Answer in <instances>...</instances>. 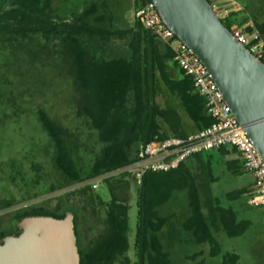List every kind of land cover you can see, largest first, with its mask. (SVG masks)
Wrapping results in <instances>:
<instances>
[{
	"label": "trees",
	"instance_id": "trees-1",
	"mask_svg": "<svg viewBox=\"0 0 264 264\" xmlns=\"http://www.w3.org/2000/svg\"><path fill=\"white\" fill-rule=\"evenodd\" d=\"M77 1L14 0L8 8L0 9V51L4 48L30 54L32 49L23 43L40 37L51 42L74 82L77 116L98 132L103 147L90 167L82 170L73 128L55 121L44 110L38 111L54 142L57 168L69 186L131 165L140 146L156 137L185 139L213 123L205 100L164 41L137 19L133 26L122 25L117 0H89L84 6V0ZM148 2L151 0H134L135 11ZM253 18L264 37V21ZM235 22L243 24L238 12H232L225 24L230 28ZM44 49L42 53L46 54ZM42 53L36 59L41 63L38 59ZM52 53L56 51L49 49ZM184 113L190 122L184 120ZM216 151L219 159L212 151L200 152L176 169L144 174L137 184L134 252L130 191L136 181L129 173L106 178L102 184L108 187L111 198L103 203L105 227L92 238L89 233L94 226H85L84 244L78 240L80 264H173L171 248L184 241L209 248L210 257L222 258L220 264H241L238 253L224 249L219 234L243 236L251 222L239 220L237 211L214 194L213 184L218 181L216 169L221 166L235 176L246 171L236 148ZM233 155L236 157L227 159ZM252 191L244 187L230 193L228 199H240ZM94 192L91 185H85L66 193L63 203L67 208L60 215L37 204L18 210L15 219L19 222L39 215L63 218L71 211L77 221L74 209L80 204L85 212L92 206L99 223ZM203 254L200 251L196 257ZM204 263L203 259L197 264Z\"/></svg>",
	"mask_w": 264,
	"mask_h": 264
},
{
	"label": "rangeland",
	"instance_id": "rangeland-1",
	"mask_svg": "<svg viewBox=\"0 0 264 264\" xmlns=\"http://www.w3.org/2000/svg\"><path fill=\"white\" fill-rule=\"evenodd\" d=\"M89 0H84L82 6ZM118 19L122 25L135 23L134 0H117ZM79 3V0L77 1ZM76 2V3H77ZM225 8L240 13L243 24L257 17L264 21V0H214ZM82 8V7H81ZM239 23V22H238ZM241 24V23H239ZM2 44V43H1ZM30 46L31 53L0 51V234H10L18 226L15 215L18 210L31 205L49 207L51 214L60 215L67 208L63 203L66 193L83 188L84 183L71 185L57 168L54 142L44 128L39 110L46 111L55 121L73 128L79 144L78 163L87 170L103 145L98 132L76 114L77 94L70 74L63 66L57 48L45 38L23 43ZM39 47V48H37ZM43 47L45 53H42ZM56 53L49 54V49ZM38 62L36 59L41 55ZM45 58V60H44ZM184 120L189 118L184 113ZM211 154L219 159L220 153ZM236 157L228 156L227 159ZM218 181L213 184L214 194L220 197L226 206H232L239 220H248L250 227L243 236L229 238L224 233L219 239L226 251L237 252L241 264H264V206L255 207L248 203V196L229 200L228 195L235 190L251 187L254 177L245 172L241 176L233 175L226 166L216 169ZM253 190V187H252ZM97 203L94 205L100 222L94 219L92 206L88 211L78 204L74 209L79 225V244H84L85 226L93 227L90 237L103 232L105 207L110 193L105 184L95 190ZM138 185L132 182L130 191L131 249L134 252V238L137 225ZM183 199V196L180 197ZM60 203V205H58ZM60 206V207H59ZM59 207V208H58ZM98 220V221H99ZM95 223V224H94ZM94 224V225H93ZM204 251L202 256L197 253ZM173 264H220L222 258L209 256V248L200 247L184 241L171 248Z\"/></svg>",
	"mask_w": 264,
	"mask_h": 264
},
{
	"label": "water",
	"instance_id": "water-1",
	"mask_svg": "<svg viewBox=\"0 0 264 264\" xmlns=\"http://www.w3.org/2000/svg\"><path fill=\"white\" fill-rule=\"evenodd\" d=\"M151 1L204 63L264 159V61L233 35L210 0ZM18 227L20 233L0 239V264H80L73 212L63 218L27 216Z\"/></svg>",
	"mask_w": 264,
	"mask_h": 264
},
{
	"label": "built area",
	"instance_id": "built-area-1",
	"mask_svg": "<svg viewBox=\"0 0 264 264\" xmlns=\"http://www.w3.org/2000/svg\"><path fill=\"white\" fill-rule=\"evenodd\" d=\"M212 6L224 23L234 12L214 1ZM135 18L175 52V61L193 80L197 93L205 100L207 114L213 119V123L185 139L156 137L140 146L137 160L131 165L114 173L99 175L83 182V185H91L96 190L106 178L121 173H129L132 178L135 173L136 182L140 184L148 171L167 172L178 168L194 154L234 147L245 171L254 177L253 191L248 197L249 204L255 207L264 206V159L225 101L204 63L164 23L152 1L136 10ZM229 29L258 59L264 61V37L253 21L244 24L235 22Z\"/></svg>",
	"mask_w": 264,
	"mask_h": 264
},
{
	"label": "flooded vegetation",
	"instance_id": "flooded-vegetation-1",
	"mask_svg": "<svg viewBox=\"0 0 264 264\" xmlns=\"http://www.w3.org/2000/svg\"><path fill=\"white\" fill-rule=\"evenodd\" d=\"M252 187L253 186H251V187H248L250 190H252ZM95 194V193H94ZM249 203V202H248ZM75 224H76V234H77V236H78V240H79V235H80V233H79V225H78V223H77V221H75ZM18 233H20V229H19V227L18 226H16L15 228H14V230H13V232L12 233H10V234H18ZM1 235V234H0ZM6 235H8V234H6ZM2 238V237H1ZM236 252V251H235ZM237 253V252H236ZM242 260V259H241Z\"/></svg>",
	"mask_w": 264,
	"mask_h": 264
},
{
	"label": "crops",
	"instance_id": "crops-1",
	"mask_svg": "<svg viewBox=\"0 0 264 264\" xmlns=\"http://www.w3.org/2000/svg\"><path fill=\"white\" fill-rule=\"evenodd\" d=\"M14 0H0V9H5L11 6Z\"/></svg>",
	"mask_w": 264,
	"mask_h": 264
}]
</instances>
